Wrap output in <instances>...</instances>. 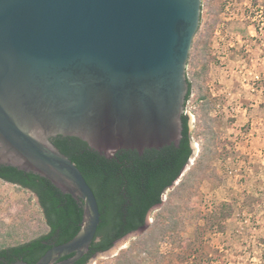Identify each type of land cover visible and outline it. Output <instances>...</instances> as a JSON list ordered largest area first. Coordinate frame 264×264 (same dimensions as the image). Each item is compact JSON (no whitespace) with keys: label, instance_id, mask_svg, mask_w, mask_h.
I'll return each mask as SVG.
<instances>
[{"label":"water","instance_id":"95a60500","mask_svg":"<svg viewBox=\"0 0 264 264\" xmlns=\"http://www.w3.org/2000/svg\"><path fill=\"white\" fill-rule=\"evenodd\" d=\"M201 12L202 0H0V165L83 201L77 234L33 264H75L100 223L93 191L51 138L107 159L179 145Z\"/></svg>","mask_w":264,"mask_h":264},{"label":"rangeland","instance_id":"374dc122","mask_svg":"<svg viewBox=\"0 0 264 264\" xmlns=\"http://www.w3.org/2000/svg\"><path fill=\"white\" fill-rule=\"evenodd\" d=\"M186 76L194 158L144 228L87 264H264V0H202ZM47 231L37 197L0 180V248Z\"/></svg>","mask_w":264,"mask_h":264},{"label":"trees","instance_id":"16d2710c","mask_svg":"<svg viewBox=\"0 0 264 264\" xmlns=\"http://www.w3.org/2000/svg\"><path fill=\"white\" fill-rule=\"evenodd\" d=\"M187 83L185 104L192 91L188 78ZM188 120L183 114L182 138L177 147L171 144L158 150L145 149L142 154L119 150L111 159L76 137L51 138L53 145L82 173L100 212L95 238L88 252L75 264H87L97 253L109 250L116 241L145 225L148 212L162 203L163 190L172 186L191 156ZM0 180L33 193L48 228L45 234L25 243L0 248V264L18 260L33 264L52 246L77 234L83 218L81 199L62 193L46 178L12 166L0 165Z\"/></svg>","mask_w":264,"mask_h":264},{"label":"bare ground","instance_id":"6f19581e","mask_svg":"<svg viewBox=\"0 0 264 264\" xmlns=\"http://www.w3.org/2000/svg\"><path fill=\"white\" fill-rule=\"evenodd\" d=\"M194 150H195V147H194ZM195 154H196V150H195V153H194V155H195ZM193 158H194V157H193ZM193 158H192V159H193ZM192 159H191V160H192Z\"/></svg>","mask_w":264,"mask_h":264},{"label":"flooded vegetation","instance_id":"af4514ba","mask_svg":"<svg viewBox=\"0 0 264 264\" xmlns=\"http://www.w3.org/2000/svg\"><path fill=\"white\" fill-rule=\"evenodd\" d=\"M161 149V148H160ZM132 233V232H131Z\"/></svg>","mask_w":264,"mask_h":264}]
</instances>
